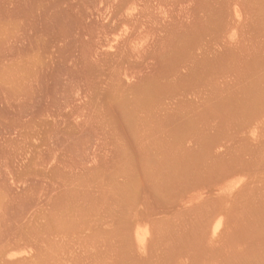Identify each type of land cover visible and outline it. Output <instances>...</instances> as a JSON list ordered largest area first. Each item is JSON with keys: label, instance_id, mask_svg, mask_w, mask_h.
<instances>
[{"label": "rangeland", "instance_id": "374dc122", "mask_svg": "<svg viewBox=\"0 0 264 264\" xmlns=\"http://www.w3.org/2000/svg\"><path fill=\"white\" fill-rule=\"evenodd\" d=\"M206 101L263 115L264 0H0V264H264V167H190Z\"/></svg>", "mask_w": 264, "mask_h": 264}, {"label": "crops", "instance_id": "0c3cea01", "mask_svg": "<svg viewBox=\"0 0 264 264\" xmlns=\"http://www.w3.org/2000/svg\"><path fill=\"white\" fill-rule=\"evenodd\" d=\"M205 103H207L205 106H200L198 114L191 117L190 126L184 127L185 135L194 143L192 147H188L190 167H201L204 177L202 185L208 188L217 187L228 174L234 178L238 177L239 173L250 174L255 168L264 167V103L262 116L248 118L243 115L232 121L227 120L220 109L217 110L216 104L212 105V102L207 101ZM260 119L262 120L260 122L262 125L258 127L260 138L255 139L252 131ZM249 187V183L245 185L246 189ZM244 198L245 196L238 194L232 196L231 210L243 203ZM223 199L222 197L206 199L205 210L213 211L216 204L222 206ZM210 213L200 219L189 217L183 222L191 228L199 225L204 234H210L216 220L213 212ZM227 225L224 234L233 236L236 226L232 216L227 218Z\"/></svg>", "mask_w": 264, "mask_h": 264}, {"label": "bare ground", "instance_id": "6f19581e", "mask_svg": "<svg viewBox=\"0 0 264 264\" xmlns=\"http://www.w3.org/2000/svg\"><path fill=\"white\" fill-rule=\"evenodd\" d=\"M210 177V176H209ZM204 181V180H203Z\"/></svg>", "mask_w": 264, "mask_h": 264}]
</instances>
